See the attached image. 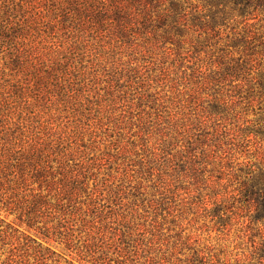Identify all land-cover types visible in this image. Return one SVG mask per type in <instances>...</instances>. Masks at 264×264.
<instances>
[{
  "label": "trees",
  "instance_id": "16d2710c",
  "mask_svg": "<svg viewBox=\"0 0 264 264\" xmlns=\"http://www.w3.org/2000/svg\"><path fill=\"white\" fill-rule=\"evenodd\" d=\"M263 12L264 0H0V43L12 45L6 47L13 49L6 66L18 76L15 95L27 110L32 100L38 109L49 101L68 106L67 96L73 99L75 86L90 73L94 83L103 80L114 88V76L102 73L95 59L116 47L136 50L148 43L153 51L161 43L170 55L181 44L189 45L188 52L217 48L215 73L197 69L203 90L194 93L198 124L184 117L177 132L192 145L210 133L213 122L212 137L221 143L232 135L229 119L248 124L239 129L248 143L244 150L255 148L258 163L232 174L237 187L228 197L264 221ZM36 117L0 129V243L12 246V261L24 263L17 252L25 250L37 264H138L137 245L130 249L132 239L110 230L97 214L103 195L91 184L77 138L56 130L60 125L47 112ZM220 143L204 151L208 159L216 160ZM228 154L219 155L223 169ZM49 240L67 251L59 254Z\"/></svg>",
  "mask_w": 264,
  "mask_h": 264
},
{
  "label": "rangeland",
  "instance_id": "374dc122",
  "mask_svg": "<svg viewBox=\"0 0 264 264\" xmlns=\"http://www.w3.org/2000/svg\"><path fill=\"white\" fill-rule=\"evenodd\" d=\"M259 18L264 29V12ZM158 44L153 51L148 43L136 50L126 44L99 55L95 62L102 73L114 76V88L103 80L94 83L90 73L75 86L77 95L67 96L68 106L49 101L38 109L32 100L27 110L19 93L15 95L18 76L6 66L12 45L0 43V129L16 127L23 118L38 120L36 114L47 112L60 125L56 130L76 137L91 184L103 195L97 214L105 218L106 227L132 239L130 249L137 245L138 264H264V221H257L248 205L237 203V208L228 197L237 187L232 174H241L247 163H258L255 148L244 150L248 143L239 129L248 124L229 119L232 135L221 143L212 137L213 122L210 133L192 145L177 132L184 117L198 124L194 93L203 90L198 88L197 69L215 73L217 48L203 47L197 53L181 44L170 55ZM89 60L85 58L88 64ZM143 65L146 71H140ZM217 143L221 147L215 148L216 160L208 159L204 151ZM221 150L229 151L226 169L219 165ZM48 243L59 254L67 251L56 241ZM11 248L0 243V264H37L33 253L25 250L17 252L24 263L12 261Z\"/></svg>",
  "mask_w": 264,
  "mask_h": 264
}]
</instances>
